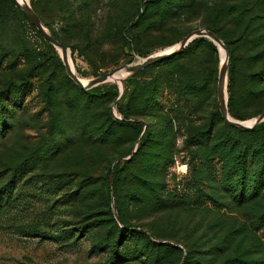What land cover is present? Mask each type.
I'll use <instances>...</instances> for the list:
<instances>
[{
	"label": "rangeland",
	"instance_id": "1",
	"mask_svg": "<svg viewBox=\"0 0 264 264\" xmlns=\"http://www.w3.org/2000/svg\"><path fill=\"white\" fill-rule=\"evenodd\" d=\"M28 1L87 83L213 24L235 48L229 113L247 122L264 111V0ZM243 31L255 41L236 42ZM206 38L86 94L63 50L17 0H0V264H182L187 248L200 260L225 251L264 264V127L227 128L217 90L226 54ZM143 92L155 102L135 114ZM119 105L142 130L114 126L126 119ZM125 227L132 236L116 250Z\"/></svg>",
	"mask_w": 264,
	"mask_h": 264
},
{
	"label": "trees",
	"instance_id": "2",
	"mask_svg": "<svg viewBox=\"0 0 264 264\" xmlns=\"http://www.w3.org/2000/svg\"><path fill=\"white\" fill-rule=\"evenodd\" d=\"M32 6H33V9L37 12V8L35 7L34 5V2H32ZM40 15V13H39ZM42 17V15H41ZM43 18V17H42ZM44 19V18H43ZM209 30L213 31L215 34H217L220 38H222L224 41H225V44L227 45L228 49H229V52H230V56H231V59H232V62H233V67L231 69V74H230V83H229V91L232 93V90L234 88V83H236V55H235V48L232 46L231 42L229 39L225 38L223 35L220 34V32L218 31V29L216 28L215 25L211 24L207 27ZM40 34V33H39ZM253 33L252 32H248V31H243L239 34V37L238 39L236 40V42H241L242 44H245V43H248V44H251L255 41V38L252 37V39L250 38V35H252ZM41 35V34H40ZM55 37L61 41L56 35ZM64 45H66L63 41H61ZM203 43H206V44H212L206 37H198V38H195L192 42H190L185 48L184 50L179 53H173L165 58H162L160 60H158L155 64H152L151 66L137 72V74H135V76H138L140 75L141 73H143L144 71H147L148 69H151V68H155V67H158V66H161L163 64H166L174 59H176L177 57H179L181 54L183 53H190L192 52L193 50H195L197 47L201 46V44ZM51 47V44L49 45ZM75 48H72V51H74ZM157 81V79L155 80ZM150 83H153V82H150ZM82 89V88H81ZM83 92H85L86 94H95L97 89H91V90H84L82 89ZM103 93H101L100 95H102ZM114 99H116L118 93L117 92H114ZM231 97L230 96V101H229V105L231 104ZM155 99H156V95L151 93V92H143V95H142V98H141V103L143 104V106H139L140 108H136L134 109L133 113L135 114H139L141 112V109H144L149 101H151V103L155 102ZM119 109L120 111L125 115V118L124 120H119V118H113L112 117V121L114 123V126L115 127H120V126H124V125H134V126H138L140 128V130H142L143 128V124L140 123V122H134V121H130L128 120V118L130 117V113L128 111V107L127 106H122V105H119ZM137 111V112H136ZM142 113V112H141ZM237 116V115H236ZM240 117V116H238ZM241 118V117H240ZM241 119H244V118H241ZM227 128H229L230 130L232 131H236V132H245V133H256V132H259L263 127L264 125H257L254 129H249V130H246L245 128H239V127H235V126H231L229 124H226ZM248 153H246L244 155V158H243V168H242V171H241V176H238L237 179H240V180H243V182L247 181V173L250 169V164L249 161H248ZM255 159H256V155H255ZM253 161V159H251ZM235 174H238L240 173V168H237L235 169ZM264 175V164L262 165L261 169H260V174L258 176V182H261L263 181L262 180V176ZM236 177V176H235ZM120 214V212H119ZM111 215H112V218H114V214H113V211L111 210ZM132 232L133 230L130 229V228H122L121 231H120V237L118 238V240L115 241L114 243V247L116 250L119 249V246L120 244L125 241L127 238H129L130 236H132ZM216 247H220L219 245H216ZM215 246H213V248H216ZM228 250L232 249V246L229 245L227 247ZM118 254V252H116ZM214 251L211 252V256H209V258H207L206 260H200L199 258H197L196 256L193 255V251L192 249L190 248H187V255L183 261L182 264H243L245 262H243V260H241V258L239 256H237V254H227L225 255V251L223 252V254H219L218 252L215 253L214 255ZM109 264V262H108Z\"/></svg>",
	"mask_w": 264,
	"mask_h": 264
},
{
	"label": "water",
	"instance_id": "3",
	"mask_svg": "<svg viewBox=\"0 0 264 264\" xmlns=\"http://www.w3.org/2000/svg\"><path fill=\"white\" fill-rule=\"evenodd\" d=\"M18 4L21 6L23 11L28 15L31 21L37 26L39 31L45 36V38L48 41H50L55 47L59 48L60 50H63L62 56H63L64 64H65L68 74L71 76V78L74 80L76 84H78L81 88H84V89H88L98 83L107 81L110 76L116 73H119L121 71L128 72L130 75L135 74L138 71L144 69L145 67L149 66L152 63L157 62L158 60L162 58H165L173 53L182 51L195 38L209 37L214 41L216 45H218V43L221 44V46L225 49V54H226L225 60L223 61L220 67L219 76H218V87H217L218 98H219V103H220V111L223 116V119L225 120L227 124L231 126L245 128V129H254L259 123L264 121V111L255 117V121L252 124H245L243 120H238V119L230 117L231 114L228 111V105H227V101H228V96H227L228 63L226 62V60L229 58V51L227 49L226 44L223 42V40L211 30H208L206 28L194 30L193 32L187 34L171 50H165L159 53L152 54L146 58H141L138 62L120 65L118 67L113 68L112 70L108 72H105L102 75L95 77L88 84H84L79 78V76L73 73V69H72V66L69 60V56H66L64 52V51H68L70 53L69 48L66 45H64L61 41H59L52 33L49 32V30L45 27L42 20L38 16V14L35 12V10L30 5L29 1L26 4H21L20 2H18Z\"/></svg>",
	"mask_w": 264,
	"mask_h": 264
},
{
	"label": "bare ground",
	"instance_id": "4",
	"mask_svg": "<svg viewBox=\"0 0 264 264\" xmlns=\"http://www.w3.org/2000/svg\"><path fill=\"white\" fill-rule=\"evenodd\" d=\"M18 2H20L21 4H26V2H27V0H17ZM218 45L222 48V51H223V53H224V48L221 46V44H219L218 43ZM167 50H169V49H167ZM65 52V54H66V56H69V60H70V63H71V66H72V69H73V62H72V59H71V54L68 52V51H64ZM123 72H125V71H121V72H119V73H116L117 75L118 74H122ZM73 73L75 74V75H77L76 73H75V71L73 70ZM115 75V74H114ZM114 75H112V76H114ZM130 75V74H129ZM128 75V76H129ZM78 76V75H77ZM112 76H110L108 79H111V77ZM126 76V75H125ZM80 78V77H79ZM81 79V78H80ZM81 81L84 83V84H88L85 80H83V79H81ZM231 118H234L232 115L230 116ZM255 121V118L254 119H251L250 121H247V122H245V124H252L253 122Z\"/></svg>",
	"mask_w": 264,
	"mask_h": 264
}]
</instances>
